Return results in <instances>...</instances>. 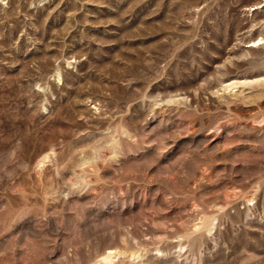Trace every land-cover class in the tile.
I'll use <instances>...</instances> for the list:
<instances>
[{
	"label": "rangeland",
	"instance_id": "1",
	"mask_svg": "<svg viewBox=\"0 0 264 264\" xmlns=\"http://www.w3.org/2000/svg\"><path fill=\"white\" fill-rule=\"evenodd\" d=\"M0 264H264V0H0Z\"/></svg>",
	"mask_w": 264,
	"mask_h": 264
},
{
	"label": "bare ground",
	"instance_id": "2",
	"mask_svg": "<svg viewBox=\"0 0 264 264\" xmlns=\"http://www.w3.org/2000/svg\"><path fill=\"white\" fill-rule=\"evenodd\" d=\"M255 45H256V44H255ZM255 45L253 44V45H251V46L254 47Z\"/></svg>",
	"mask_w": 264,
	"mask_h": 264
}]
</instances>
